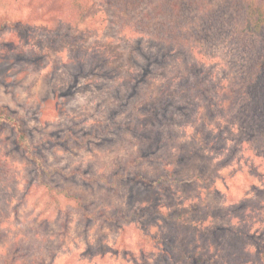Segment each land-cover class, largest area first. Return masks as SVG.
<instances>
[{
    "label": "rangeland",
    "instance_id": "1",
    "mask_svg": "<svg viewBox=\"0 0 264 264\" xmlns=\"http://www.w3.org/2000/svg\"><path fill=\"white\" fill-rule=\"evenodd\" d=\"M32 2L37 0H0V115L21 124L0 122V158L12 164L0 172L6 188L0 190L5 193L0 194V264L11 253L41 256L46 264H189L184 256L196 243L212 252V264H230L229 257L236 258L242 249L254 257L264 233L255 211L264 199V168L244 155L235 121L218 117L204 130L200 126L207 142L201 148L189 139L190 129L181 143L195 152L191 161L161 166L143 150L140 125L138 131L127 130L130 107L118 99L128 92L127 73H136L145 62L144 51L155 53L157 48L148 40L118 38L104 24L73 40L61 39L47 16L31 24L33 28L18 26ZM210 49L217 58L174 49L168 70L204 62L217 86L230 69L222 59L223 44ZM129 100L125 103L137 101ZM206 117L201 113L199 121ZM21 130L47 172L44 183L80 197L88 217H81L74 202L40 184L31 157L15 143ZM143 142L155 144L154 138ZM139 150L146 159H136ZM127 161L137 164L131 166V176L141 172L150 180L162 175L171 179L174 170L180 182L166 191L127 178L115 185ZM245 165L262 176L248 181L237 171ZM101 185L113 187L109 191ZM149 206L178 215L180 223L137 211ZM118 209L127 221L111 224L97 215L103 211L111 216ZM146 236L174 237L176 259L171 251L146 247Z\"/></svg>",
    "mask_w": 264,
    "mask_h": 264
},
{
    "label": "trees",
    "instance_id": "2",
    "mask_svg": "<svg viewBox=\"0 0 264 264\" xmlns=\"http://www.w3.org/2000/svg\"><path fill=\"white\" fill-rule=\"evenodd\" d=\"M36 3L38 6H35ZM32 5L31 12L18 26L33 28L31 24L41 22L47 16L51 18L50 28L62 33L61 39L73 40L76 34L87 35L104 24L105 28H112L114 36L118 38L148 40L157 48L155 53L144 51L145 62H140L136 73H127L130 83L125 81L124 84L128 92L118 99L120 105L130 107L127 130L135 131L140 125L143 150H149L147 155L156 157L154 160L161 166L191 161L195 152L181 142L190 135L189 139L197 145L194 147L201 148L203 143H207L203 133L207 122L223 117L235 121L244 155L264 168V0H37L28 6ZM39 7L43 8L42 13L38 12ZM220 42L224 47L222 59L230 70L217 86L207 73L204 62V66L183 63L168 70L170 53L174 49L185 48L191 54L197 53L202 59H211L217 56L210 54V46ZM154 78L157 80L153 81ZM137 86L142 89L139 90ZM127 99L137 101L127 104ZM201 113L207 116L205 121H199ZM0 118L1 123L21 126L15 119L1 115ZM200 126H203V130ZM189 130L191 132L187 135ZM153 138L154 145L143 142L147 139L151 143ZM15 143L19 150L31 157L29 159L37 169L40 184L50 193L74 202L81 217H88L80 197L44 183L47 172L37 164L22 130L18 132ZM143 150L137 154L136 159L139 161L147 157ZM135 165L134 161L124 163L123 175L115 176V185L127 178L134 184H142L146 188L156 186L166 191L180 182L174 170L170 171L171 179L162 175L150 180L141 172L131 176L130 171L133 170L130 168ZM252 165L237 167V171L248 181L252 177L262 176L256 173L258 169ZM11 167L12 164L8 165L6 160L0 158V172ZM3 181L0 178V190L6 189ZM96 181L101 182H89ZM101 186H107L109 191L113 187ZM137 211H148L150 215L156 213L168 224L180 223L177 222L178 215L172 212L163 214L158 207L149 206ZM255 211L258 212L260 223L264 224V199L256 205ZM97 215L100 220L111 224L128 219L126 213L119 209L111 216L103 211ZM262 238L254 257L242 249L235 254L236 258L229 257L230 264H264V233ZM144 241L149 249L171 251L172 258L176 259L179 245L174 243V237L173 240H167L146 236ZM185 250H189V247ZM39 257L29 259L11 253L9 261L3 260L2 264H46L45 259ZM184 258L189 264H212L213 255L196 243L195 248Z\"/></svg>",
    "mask_w": 264,
    "mask_h": 264
}]
</instances>
